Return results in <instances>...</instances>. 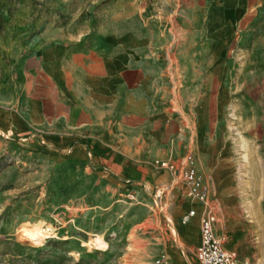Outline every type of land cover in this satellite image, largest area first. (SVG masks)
I'll return each mask as SVG.
<instances>
[{
  "label": "crops",
  "instance_id": "obj_1",
  "mask_svg": "<svg viewBox=\"0 0 264 264\" xmlns=\"http://www.w3.org/2000/svg\"><path fill=\"white\" fill-rule=\"evenodd\" d=\"M234 10L218 20L214 12L205 34L192 27L162 35L125 25L88 27L42 46L28 59L22 86L0 107V134L47 156L59 155L96 178L130 188L172 189L184 200L172 208L170 222L193 251L200 240V218L211 211L206 203H216L215 233L235 253L236 264H264V231L259 238L249 235L241 217L246 210L264 212V122L249 120L260 136L255 146L249 140L247 163L240 151L243 142L225 136V70L219 66L230 44ZM203 34L197 51L206 66L213 62L207 80L215 87H208L195 106L182 104L176 115L160 95L169 66L161 57L193 52L194 38ZM177 35L182 37L179 47ZM239 95L253 99L250 93ZM244 105L241 115H256V106ZM156 161L180 165L179 173L160 169ZM202 197H207L205 206L196 205ZM191 209L196 215L183 224L181 217ZM259 227L264 221L252 225Z\"/></svg>",
  "mask_w": 264,
  "mask_h": 264
},
{
  "label": "rangeland",
  "instance_id": "obj_2",
  "mask_svg": "<svg viewBox=\"0 0 264 264\" xmlns=\"http://www.w3.org/2000/svg\"><path fill=\"white\" fill-rule=\"evenodd\" d=\"M228 10H234L232 36L219 66L225 70V136L243 142L247 163L249 140L255 146L260 136L249 120L264 122V0H0V107L22 86L28 59L64 35L124 25L144 28V34L180 27L205 34L214 12L218 20ZM204 34L194 38L193 52L161 57L169 66L160 95L176 115L182 104L195 106L214 86L207 80L213 62L206 66L197 51ZM181 38L176 36L178 47ZM239 93L253 99L242 100ZM245 102L256 106L255 116L240 114ZM202 198L196 205L205 206ZM183 200L161 186L130 188L96 178L59 155L0 134V264H198L193 246L179 240L170 222L172 208ZM206 204L216 211V203ZM241 217L249 235L259 238L264 228L252 225L264 221V212L246 210ZM35 228L41 237L31 236Z\"/></svg>",
  "mask_w": 264,
  "mask_h": 264
},
{
  "label": "built area",
  "instance_id": "obj_3",
  "mask_svg": "<svg viewBox=\"0 0 264 264\" xmlns=\"http://www.w3.org/2000/svg\"><path fill=\"white\" fill-rule=\"evenodd\" d=\"M162 170H168L174 174L179 173L180 165L156 161L154 163ZM196 215L195 209H191L181 217V222L186 224ZM217 216L212 211H206L199 222V244L193 251V256L198 264H236V255L233 251L223 247V241L215 233Z\"/></svg>",
  "mask_w": 264,
  "mask_h": 264
},
{
  "label": "bare ground",
  "instance_id": "obj_4",
  "mask_svg": "<svg viewBox=\"0 0 264 264\" xmlns=\"http://www.w3.org/2000/svg\"><path fill=\"white\" fill-rule=\"evenodd\" d=\"M36 229V228H35ZM33 230V229H32ZM29 234V233H28ZM41 232H40V229H36V230H34L32 233H31V236L32 237H41ZM97 240V243L100 245L101 244V242H99V240L98 239H96Z\"/></svg>",
  "mask_w": 264,
  "mask_h": 264
}]
</instances>
